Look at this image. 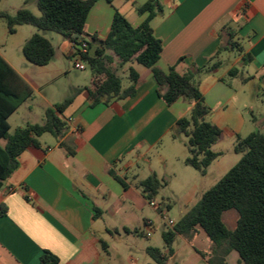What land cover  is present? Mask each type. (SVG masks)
<instances>
[{"label":"crops","instance_id":"obj_1","mask_svg":"<svg viewBox=\"0 0 264 264\" xmlns=\"http://www.w3.org/2000/svg\"><path fill=\"white\" fill-rule=\"evenodd\" d=\"M148 1L98 0L86 17L84 40L90 42L92 36L103 40L115 11L137 27L147 18V13L139 14L136 9ZM155 2L160 13L149 25L162 45L156 64L160 71L166 72L174 66L176 72L182 73L191 65H205L220 45H226L225 33L242 50V53L237 49L223 51L217 58L220 65L216 72L199 77V93L211 110L208 121L222 133V140L211 148L219 156L208 166L205 175L200 176L184 165L187 150L180 146H161L176 121L188 114L192 103L179 98L167 106L157 95L151 71L135 61L124 63L118 71L120 78L121 74L127 76L129 70L138 76L135 95L131 98L113 100L107 105L102 101L92 103L82 90L88 85L80 88L79 84L70 83L63 98L72 93L74 97L60 116L64 122L61 138H54L52 144L45 138L46 134L38 137L39 147H27L18 157L17 170L1 182L0 264H40L43 251L55 255L59 264H104L108 251L104 254L100 242L106 243L110 230L117 233L121 228L135 232L143 227L145 235L144 223L150 221L152 233L159 212L163 213L155 199L150 201L155 204L152 207L143 198L136 188L137 182L155 175L166 183L160 190L167 188L171 197L181 198L188 208L193 199L213 186L211 182L218 181L237 162L233 161L236 137H245L253 131L264 133V115L246 120L245 112L252 111L251 102L232 84L231 78L236 79L238 74L228 75L236 65L248 69L247 77L240 80H257L264 96V0ZM0 12L6 10L0 8ZM27 29L28 36L35 34ZM61 46L65 57L74 56L77 50L65 39ZM233 50L237 57L219 72L222 55ZM2 52L0 57L32 92L37 89L30 72H25L27 68L19 60L13 62L4 49ZM242 54L251 58L245 66L241 62ZM126 86L128 82L123 85ZM45 102L52 107L46 98ZM20 107L30 112L26 101ZM184 213L180 210V214ZM236 218L229 214L226 220L233 225L223 224L233 229ZM183 239L192 249L190 264H207L208 257L199 255L210 251L205 232L195 227ZM149 244L145 249H158L155 243ZM224 263L241 264L235 251L224 257Z\"/></svg>","mask_w":264,"mask_h":264},{"label":"trees","instance_id":"obj_2","mask_svg":"<svg viewBox=\"0 0 264 264\" xmlns=\"http://www.w3.org/2000/svg\"><path fill=\"white\" fill-rule=\"evenodd\" d=\"M34 1L39 11L37 17L26 8H19L13 14L0 12L7 32L13 34L16 27L26 25L58 34L76 47L86 45L87 53L83 61L90 68L91 78L88 86L82 90L92 103L102 101L107 105L113 100L135 95L136 73L128 71L126 87H123L118 75L119 68L129 61H135L151 71L157 95L167 106L179 98L191 101L188 114L176 121L170 135L172 138L178 135L186 138L188 156L183 163L204 176L208 166L219 156L211 148L222 140V133L208 121L211 110L199 93V77L216 72L220 65L217 58L223 51L237 49L242 53L240 46L232 42L231 36L225 33L228 37L226 45H220L205 65H191L182 73L176 72L172 66L163 72L156 68L162 51L161 41L154 36L149 25V21L160 13L155 0H149L136 9L139 14L147 13V18L137 27L131 26L115 11L106 37L98 40L92 36L90 42L83 38L84 26L89 11L98 0ZM92 46L94 50L90 52ZM21 53L25 61L38 67L46 66L54 56L50 42L37 34L24 42ZM250 59L248 54H242V65L245 66ZM237 74L236 68L228 72L230 77ZM31 95L30 87L0 57V185L17 170L18 157L27 147H39L38 137L49 134L59 140L64 132V122L60 116L72 102L74 93L61 103L45 108L42 124H27L16 128L12 135L8 134V118ZM233 153L240 156L239 160L197 199L171 230L162 233L169 254L172 252L170 245L176 236L187 238L195 227H199L210 242L209 254L199 253L202 258L208 257L207 264H225L224 257L230 251L238 254L241 264H264V133L253 131L245 137H236ZM118 181L125 187L121 180ZM165 185L164 180L151 175L137 182L136 188L150 202ZM229 210L237 214L233 229H228L221 219L222 214ZM100 247L106 254L107 244L100 242ZM145 253L156 264H164L165 257L159 249L148 247ZM39 263L59 264V261L55 255L43 251Z\"/></svg>","mask_w":264,"mask_h":264},{"label":"rangeland","instance_id":"obj_3","mask_svg":"<svg viewBox=\"0 0 264 264\" xmlns=\"http://www.w3.org/2000/svg\"><path fill=\"white\" fill-rule=\"evenodd\" d=\"M1 9H5L7 13L13 14L19 8H26L32 15L39 16V11L34 0H2L0 4ZM16 27L13 34H9L6 29L4 21L0 20V53H3V49L6 51V56L9 57L13 62L14 60H19L22 66L27 68L25 72L29 73L35 87L32 92L31 97L26 101V105L30 106V112L24 109L25 107H20L9 119V131L8 134L12 135L16 128H22L26 124H42L44 121V110L47 108L46 100L50 105H56L63 101L64 95H66V89H68L70 83H77L80 88L83 85H88L91 78V71L89 66L85 61H82L84 65L83 70H77L74 68L75 56L65 57L63 46L61 43L64 39L53 32L49 31H39L31 26L23 25V27ZM27 28L34 31L35 34L45 38L53 47L56 57L48 63L47 67H38L29 64L22 56L21 47L24 42L30 37L25 33ZM20 47V48H19ZM78 49V47H76ZM237 57V52L235 50L225 52L222 55L223 63L221 70L233 59ZM21 66V67H22ZM234 68L238 70V77L236 79L231 78L233 86L237 89L240 94L247 96L248 100L251 102V112H245V118L248 121H252L253 118L260 119L264 115V96L259 88V83L257 80H248L242 82L241 77H247V73L250 71L248 69H242L241 66L236 65ZM24 71V70H23ZM60 75V76H59ZM125 74H121L122 84H127ZM67 97V96H66ZM49 143H54L55 140L52 136L46 134L44 135ZM186 138L183 135H178L172 138L168 135L161 146H180L183 150L186 149ZM182 146V147H181ZM231 148V146H230ZM233 154V153H231ZM186 155H188L186 153ZM235 160L238 161L240 156L233 155ZM237 159V160H236ZM235 163V162H234ZM191 168V167H190ZM194 173V169H188ZM212 181V177H208V182ZM217 181L211 182L215 185ZM210 183V182H209ZM173 186V183H172ZM168 197V198H167ZM155 201L158 202L162 208L163 213L167 220H171L176 223L182 214V212H187L197 201L193 199L188 208L183 205V200L177 197H171L168 189L159 191ZM166 206H169L166 208ZM187 209V210H186ZM229 214H237L234 210L226 211L223 216V222L227 227H231L233 224L226 220V216ZM158 222L153 227V232L151 237H145L143 233V227L140 231H130L125 232L121 228H118L117 233L114 230L111 231L110 238H105L108 244V254L104 255V264H156L152 261L149 256L145 253L144 249L146 246L155 243V247H158L162 256L165 257L164 264H190L192 257L191 247L185 243L183 237H175L170 245V250L172 254L168 253V249L165 247L162 240V233L171 230V227L162 221L159 217ZM157 243V244H156Z\"/></svg>","mask_w":264,"mask_h":264},{"label":"built area","instance_id":"obj_4","mask_svg":"<svg viewBox=\"0 0 264 264\" xmlns=\"http://www.w3.org/2000/svg\"><path fill=\"white\" fill-rule=\"evenodd\" d=\"M87 53V47L86 45L82 44L81 46L78 47V49L76 50L74 56H75V59H74V68L77 69V70H83L84 69V65L82 64V61H83V56ZM150 206L154 207L155 204L154 202H150L149 203ZM159 218L166 222V224L170 227H172L174 225V223L171 221V220H167L164 213L162 212H159ZM151 226H152V223L150 221H146L144 223V228L146 230L145 232V236L146 237H149L150 234H151Z\"/></svg>","mask_w":264,"mask_h":264},{"label":"water","instance_id":"obj_5","mask_svg":"<svg viewBox=\"0 0 264 264\" xmlns=\"http://www.w3.org/2000/svg\"><path fill=\"white\" fill-rule=\"evenodd\" d=\"M93 50H94V48H91V49H90V52H93Z\"/></svg>","mask_w":264,"mask_h":264}]
</instances>
